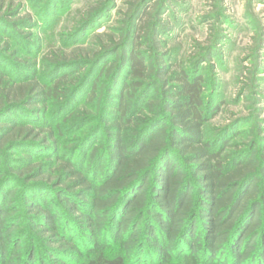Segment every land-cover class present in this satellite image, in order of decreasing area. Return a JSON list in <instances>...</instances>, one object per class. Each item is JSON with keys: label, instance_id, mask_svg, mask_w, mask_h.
I'll use <instances>...</instances> for the list:
<instances>
[{"label": "trees", "instance_id": "obj_1", "mask_svg": "<svg viewBox=\"0 0 264 264\" xmlns=\"http://www.w3.org/2000/svg\"><path fill=\"white\" fill-rule=\"evenodd\" d=\"M172 3L133 0L93 54L0 50V264H264L261 114L226 130L245 152L209 134L220 107L171 45ZM4 7L0 24L19 38L46 20ZM114 9L97 2L80 32Z\"/></svg>", "mask_w": 264, "mask_h": 264}, {"label": "rangeland", "instance_id": "obj_2", "mask_svg": "<svg viewBox=\"0 0 264 264\" xmlns=\"http://www.w3.org/2000/svg\"><path fill=\"white\" fill-rule=\"evenodd\" d=\"M1 1L5 6L2 16L10 14L12 7L20 9L13 18L16 20L30 14L35 16L38 11L45 13L44 22L41 15L35 16L38 29L21 30L25 35L31 34L30 38L16 37L0 24V50L5 56L17 52L23 59L39 60L50 51L71 54L75 50H83L85 54L95 53L99 43L96 36L122 28L119 23L121 13L127 11L133 0H116V9L83 32L80 29L85 13L102 0H56L55 7L50 9L36 8L31 0ZM172 2V10L164 15V18L176 19V37L171 45L185 67L205 73L207 98L214 106L220 107L219 113L209 123V134L216 132L214 129L223 131L222 138L229 141L228 152H245L249 150V141L240 135L234 136V132L228 135L226 130L233 119L249 120L261 114L258 119L261 120L262 139L257 150L264 152V0ZM7 45L11 46V51L4 50ZM209 57L210 62L207 61ZM3 58L0 55V66H4ZM101 67L96 68L95 75ZM13 71L8 69L9 73ZM89 91L79 93L81 102ZM257 100L261 102L257 103ZM62 116L66 117L65 114ZM248 127L243 125L238 131ZM68 130V138L80 134L73 129ZM149 264L153 263L149 261Z\"/></svg>", "mask_w": 264, "mask_h": 264}]
</instances>
